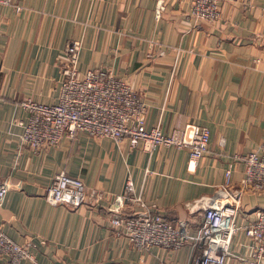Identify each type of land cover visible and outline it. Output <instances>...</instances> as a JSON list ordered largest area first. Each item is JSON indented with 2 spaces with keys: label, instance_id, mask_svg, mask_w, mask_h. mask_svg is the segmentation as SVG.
Returning <instances> with one entry per match:
<instances>
[{
  "label": "crops",
  "instance_id": "crops-1",
  "mask_svg": "<svg viewBox=\"0 0 264 264\" xmlns=\"http://www.w3.org/2000/svg\"><path fill=\"white\" fill-rule=\"evenodd\" d=\"M0 3V179L11 185L0 205V227L27 243L18 264H190L191 244L165 250L136 247L111 223L114 196L127 182L166 218L201 219L204 205L239 198V225L264 208V193L245 187L246 153L264 136V0H220L222 17L196 19L192 0H15ZM80 38L79 69L102 68L128 79L147 102L148 127L169 133L189 123L210 130L209 149L196 165L188 148L152 151L127 137L78 131L35 150L20 141L29 116L21 101L59 100L67 45ZM65 170L104 191L97 203L52 204L46 188ZM240 191V192H238ZM138 205L126 206L132 212ZM226 264H260L251 238L233 236ZM0 264H11L0 254Z\"/></svg>",
  "mask_w": 264,
  "mask_h": 264
},
{
  "label": "built area",
  "instance_id": "built-area-1",
  "mask_svg": "<svg viewBox=\"0 0 264 264\" xmlns=\"http://www.w3.org/2000/svg\"><path fill=\"white\" fill-rule=\"evenodd\" d=\"M14 4L15 0H0ZM164 0H158L156 12L164 9ZM220 0H192L190 14L196 19L217 20L222 17ZM82 49L80 38L67 45L66 61L62 67L59 100L56 103L39 102L25 98L20 103L28 110L20 141L35 150L58 144L64 137H74L83 131L94 137H127L133 146L141 144L152 151L160 145L188 148L194 165L209 149L210 130L199 123L175 127L169 133L160 126L148 127V105L132 83L112 71L102 68L80 73L79 61ZM237 161L245 163V187L256 193H264V136L254 149L235 153ZM231 168L226 170V182L222 185L225 195L229 192ZM11 182L9 177L0 179V205L4 203ZM240 192V191H238ZM46 199L52 204L78 207L88 202L97 203L104 191L89 187L79 177L62 170L56 173L46 188ZM219 197L201 209V219L166 218L153 209L143 197L134 192L128 181L124 193L114 196L111 223L118 234L126 236L136 247L148 249L153 245L165 250L180 249L186 244L194 248L190 264H226L231 255L233 236L240 229L251 238L252 254L257 263L264 264V208L258 210L248 224L239 225V198ZM138 205L132 212L126 206ZM0 254L10 257L11 264L32 256L27 243H20L0 227Z\"/></svg>",
  "mask_w": 264,
  "mask_h": 264
}]
</instances>
